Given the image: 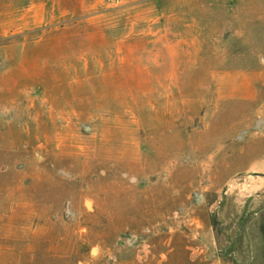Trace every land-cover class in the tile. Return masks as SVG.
<instances>
[{"label": "rangeland", "instance_id": "obj_1", "mask_svg": "<svg viewBox=\"0 0 264 264\" xmlns=\"http://www.w3.org/2000/svg\"><path fill=\"white\" fill-rule=\"evenodd\" d=\"M0 244L264 264V0H0Z\"/></svg>", "mask_w": 264, "mask_h": 264}, {"label": "crops", "instance_id": "obj_2", "mask_svg": "<svg viewBox=\"0 0 264 264\" xmlns=\"http://www.w3.org/2000/svg\"><path fill=\"white\" fill-rule=\"evenodd\" d=\"M11 251L8 247H1L0 244V264H18L17 259L14 257L12 259L10 255ZM3 254H5L3 256Z\"/></svg>", "mask_w": 264, "mask_h": 264}]
</instances>
